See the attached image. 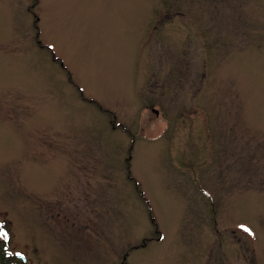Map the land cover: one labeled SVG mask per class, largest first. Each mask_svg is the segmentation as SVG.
<instances>
[{"label": "rangeland", "instance_id": "374dc122", "mask_svg": "<svg viewBox=\"0 0 264 264\" xmlns=\"http://www.w3.org/2000/svg\"><path fill=\"white\" fill-rule=\"evenodd\" d=\"M0 223V264H264V0H0Z\"/></svg>", "mask_w": 264, "mask_h": 264}, {"label": "snow or ice", "instance_id": "6c2138e0", "mask_svg": "<svg viewBox=\"0 0 264 264\" xmlns=\"http://www.w3.org/2000/svg\"><path fill=\"white\" fill-rule=\"evenodd\" d=\"M243 228V230L245 232H248L249 234H252L251 233V230L244 227V226H241ZM161 239H163V237H161ZM0 240L4 241V242H7L9 240V233L8 231L5 230V227L3 225V223H0ZM17 255H20L19 253H17Z\"/></svg>", "mask_w": 264, "mask_h": 264}, {"label": "water", "instance_id": "95a60500", "mask_svg": "<svg viewBox=\"0 0 264 264\" xmlns=\"http://www.w3.org/2000/svg\"><path fill=\"white\" fill-rule=\"evenodd\" d=\"M21 257H23L22 255H20ZM23 259L25 260V258L23 257Z\"/></svg>", "mask_w": 264, "mask_h": 264}]
</instances>
